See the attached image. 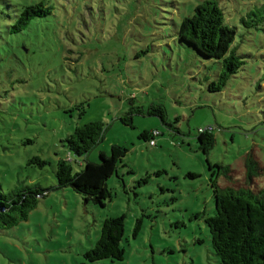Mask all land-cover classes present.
Here are the masks:
<instances>
[{
	"label": "rangeland",
	"instance_id": "1",
	"mask_svg": "<svg viewBox=\"0 0 264 264\" xmlns=\"http://www.w3.org/2000/svg\"><path fill=\"white\" fill-rule=\"evenodd\" d=\"M203 1L0 0V28L23 6L50 12L0 47V188L48 190L26 220L0 228V264H218L204 221L214 215L206 159L232 170L227 179L212 168L220 188L264 186V172L247 185L243 163L251 154L264 169V0H213L244 61L221 92L208 90L221 67L177 43ZM156 107L164 121L147 114ZM90 122L103 124L102 142L87 157L69 153L65 138ZM210 127L205 156L196 137ZM113 145L127 153L104 207L55 189L58 160L78 172ZM118 216L123 259L88 262L103 220Z\"/></svg>",
	"mask_w": 264,
	"mask_h": 264
},
{
	"label": "trees",
	"instance_id": "2",
	"mask_svg": "<svg viewBox=\"0 0 264 264\" xmlns=\"http://www.w3.org/2000/svg\"><path fill=\"white\" fill-rule=\"evenodd\" d=\"M9 13V23L0 28V47L7 45V39L22 33L35 18L50 14L49 8L42 4L23 6L16 13ZM246 25L248 23L245 22ZM235 28L224 24L223 13L213 0L197 4L193 13L183 18L177 30V43L192 50L203 60L216 62L221 72L215 81L208 84L210 92H221L228 79L240 71L244 61L238 55L234 45ZM148 115H157L164 121V110L152 108ZM106 129L101 122H90L74 129L65 140L67 151L77 157H87L103 140ZM156 134L143 131L140 138L148 141ZM198 148L207 156L215 144L213 128L199 130L196 137ZM127 153L122 146L113 145L111 154L99 153V161L86 162L81 170L73 172L65 160H58L55 165V189L70 187L80 194L86 202L104 207L111 201L112 192L106 180L117 169V163ZM210 171L209 183L214 200V215L205 218V224L211 240V248L218 258V264H264V186L252 189L247 187L220 188L212 168H217L218 175L229 178L232 172L229 166L211 164L206 159ZM32 163L42 167L46 161L33 158ZM244 177L247 185L253 178L264 172L258 166L253 155L244 158ZM47 189L37 185L16 188L6 195L0 188V228H10L19 221L26 220L38 198L44 196ZM124 236V216L108 217L102 222L100 236L95 245L84 253L90 263L104 259L121 261L124 250L121 242Z\"/></svg>",
	"mask_w": 264,
	"mask_h": 264
},
{
	"label": "built area",
	"instance_id": "3",
	"mask_svg": "<svg viewBox=\"0 0 264 264\" xmlns=\"http://www.w3.org/2000/svg\"><path fill=\"white\" fill-rule=\"evenodd\" d=\"M154 134H156V133H154ZM154 144V142L153 141H150V145H153Z\"/></svg>",
	"mask_w": 264,
	"mask_h": 264
}]
</instances>
